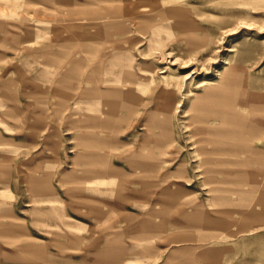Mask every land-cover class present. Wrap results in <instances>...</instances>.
<instances>
[{"label":"rangeland","instance_id":"1","mask_svg":"<svg viewBox=\"0 0 264 264\" xmlns=\"http://www.w3.org/2000/svg\"><path fill=\"white\" fill-rule=\"evenodd\" d=\"M83 1L0 0V264H264V0H142L147 27L104 35ZM82 31V85L108 80L92 102ZM100 57L112 76H91ZM129 63L128 119L109 82ZM224 113L243 129L214 134ZM176 165L191 185L161 194Z\"/></svg>","mask_w":264,"mask_h":264},{"label":"bare ground","instance_id":"2","mask_svg":"<svg viewBox=\"0 0 264 264\" xmlns=\"http://www.w3.org/2000/svg\"><path fill=\"white\" fill-rule=\"evenodd\" d=\"M114 1H117L119 3L117 5H112V6H109V5L105 6L104 5V3H110V2H114ZM83 4L92 6V8L87 9V12L88 11L90 13L93 12V14L95 15L96 18L99 16V14H109L110 20H112V21H109L106 23V27H101V28H103L102 30H97V35H100L102 32H104V33H102L103 35L106 34V32L111 28L115 29L118 33L126 32L128 30L127 28L129 26V24H132V23H134L136 25L140 24L144 27H147V24L150 21H153L152 16H146L144 18L139 17V13L141 11L140 8L143 6L142 0H84L83 3H80V5H83ZM82 12L79 11L78 14H81ZM84 12H85V9H84ZM125 12H133V13L127 14ZM159 14H160V10H159ZM129 15H132V16L128 17ZM143 19H146V22H143ZM107 20H105V21H107ZM79 24L83 28H85V26H86L85 21H83V18H79ZM98 25L99 24L97 22L96 23L94 22V24H93V26H98ZM94 35H95V33L93 32L92 35H90V37H89L90 40L93 39ZM85 36H86L85 31L78 33L79 39L81 38V40L82 39L84 40V42L79 41V52L80 53L83 52L84 57L81 58V60L79 59V61H77V64L80 65L78 67L80 75L77 76V78H78L77 81L79 84L78 88H81V90H82L81 92L83 93L82 98L90 100L92 102V100H95V99H92V98L90 99L87 97H91V95H96V94L100 93L101 92L100 83H103L101 81L108 82V80L97 79V83L94 82L95 86L93 84V87H91V88H85L82 85V83L85 80H86V82H89L91 80V78L86 79V77L84 79V74H86L85 73L86 72L85 71V69H86V62H85L86 61V56H85L86 41H85V39H87ZM81 55H83V54H81ZM102 56H106V53L104 52V54H102ZM90 60H91V58H90ZM92 66L93 67H91L90 71H89V69L87 70L90 72L91 76L93 74H96L95 72H97V71H103L107 75L112 76L113 71H114V67H115L109 63H108V65L105 66V63H104V60L102 59V57H100L96 62H94V64H92ZM129 66L130 67H127V69L123 68L122 71L120 70L118 72V74L115 75V79H113V81L109 82L110 84L111 83H116V84L119 83L120 85H122V87L112 90V92H113L112 96L119 98L118 97V95H119L122 97L123 108L127 112V118L131 117V115H133L135 113V111H137V107L139 106L140 99H141L140 95L142 94V91L140 90V75H136L133 73L132 64L129 63ZM87 80H89V81H87ZM93 80L95 81L96 79H92L91 80L92 83H93ZM99 81H100V83H98ZM203 84H207V81L204 82ZM104 95H108V94H104ZM109 95H111V94H109ZM113 99L114 98H112L111 100L109 99V100L112 101ZM86 111L89 112L88 116H91L92 113L94 112V109L90 108V111L89 110H86ZM232 111L233 112H231V113H234V115H236L237 112L234 108ZM220 119L223 121L225 126L228 127L230 130H226V131L223 130L222 131V128L218 127L217 129H214L212 131L214 134H220V135L224 134L226 136H230V135H232V132L234 131V129H239V130L243 129L242 126H238L236 121L232 120V117H229L228 113L221 114ZM226 139L228 140V137ZM219 142H220V144H222L225 141L220 140V141H218V143ZM220 148H217L215 150L225 152L226 154H228V153L232 154L230 147L228 149L227 148L226 149H224V148L220 149ZM96 154H97V152H96ZM100 155L101 154H99L98 156L100 157ZM229 159L230 160H228V161H232L231 157ZM140 161L142 163H145V161H143V159ZM205 161L208 162V160H205ZM221 161L224 162L223 160H221ZM209 169L210 168H208V170ZM205 171H207V169ZM212 171H214V170H212Z\"/></svg>","mask_w":264,"mask_h":264},{"label":"crops","instance_id":"3","mask_svg":"<svg viewBox=\"0 0 264 264\" xmlns=\"http://www.w3.org/2000/svg\"><path fill=\"white\" fill-rule=\"evenodd\" d=\"M111 153V152H110ZM144 161V160H143ZM103 163V162H102ZM104 164L105 165H107V167H108V169H100L99 170V172L97 171V169H94V170H87V174L89 175V176H91L92 177V179L93 180H95V179H102L103 180V178H105V176L106 175H108V174H112V171H115L116 169L114 168V166H112V164L110 163V161H104ZM179 164V163H178ZM132 166L134 167V168H136V169H134L135 171H136V173L138 172L137 171V169L138 168H140L141 169V171L142 172H146V171H153V172H158V168H159V166H161L160 165V162H158V161H156V163H151V162H146L145 161V163L142 165V166H135V165H133L132 164ZM180 167V166H179ZM177 165H176V167L172 170V171H175V172H177V170H179L180 171V178L183 180H186V181H182V180H175L174 182H172L171 183V185H170V187H166V189H164V190H162L161 191V194H167L169 191H170V189L172 188L171 186H173V185H175V186H178L180 189H182V188H184V190L187 188L186 186H190L191 185V183H190V181H191V178L190 177H186V176H184V169L183 168H179ZM113 168V169H112ZM187 171V170H186ZM140 176H141V173H140ZM80 177H82V176H80ZM169 177H172V172H170V176ZM168 176L167 177H164L163 178V180H167V178H169ZM214 179V178H213ZM211 180H208V182H210ZM218 181H222L221 179H218ZM77 182H78V184H81L80 182H84V181H79V177H77ZM207 181H206V183H208ZM35 183V185H36V187H35V190L36 191H34V192H32L33 194H35V195H37V196H49V197H55V198H59L60 196L57 194V192L54 190V189H52L51 188V186L48 184V183H44V184H42L41 186H45V185H49L48 186V190L46 191V189L44 188V187H41L40 188V184L39 183H37V182H35L34 180L33 181H31L30 182V184L32 185V184H34ZM161 183V182H160ZM154 184V183H153ZM179 189V190H180ZM166 190V191H165ZM184 190H180V191H182V193L181 194H183L184 192ZM170 193H172V191L171 192H169V194Z\"/></svg>","mask_w":264,"mask_h":264}]
</instances>
